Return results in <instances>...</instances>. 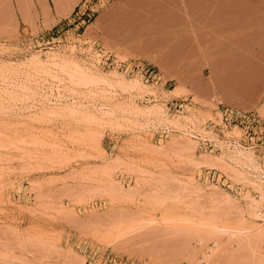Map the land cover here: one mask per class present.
<instances>
[{
	"label": "rangeland",
	"instance_id": "374dc122",
	"mask_svg": "<svg viewBox=\"0 0 264 264\" xmlns=\"http://www.w3.org/2000/svg\"><path fill=\"white\" fill-rule=\"evenodd\" d=\"M67 18L0 28V264H264V112Z\"/></svg>",
	"mask_w": 264,
	"mask_h": 264
},
{
	"label": "crops",
	"instance_id": "0c3cea01",
	"mask_svg": "<svg viewBox=\"0 0 264 264\" xmlns=\"http://www.w3.org/2000/svg\"><path fill=\"white\" fill-rule=\"evenodd\" d=\"M80 1L0 0V28L52 27ZM90 25L110 51L264 112V0H113Z\"/></svg>",
	"mask_w": 264,
	"mask_h": 264
},
{
	"label": "built area",
	"instance_id": "2783aa9c",
	"mask_svg": "<svg viewBox=\"0 0 264 264\" xmlns=\"http://www.w3.org/2000/svg\"><path fill=\"white\" fill-rule=\"evenodd\" d=\"M112 1L113 0H81L67 20L69 23L88 27L94 21L99 11Z\"/></svg>",
	"mask_w": 264,
	"mask_h": 264
}]
</instances>
